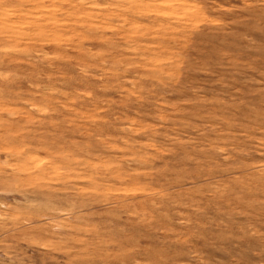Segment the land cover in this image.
<instances>
[{"label": "rangeland", "instance_id": "rangeland-1", "mask_svg": "<svg viewBox=\"0 0 264 264\" xmlns=\"http://www.w3.org/2000/svg\"><path fill=\"white\" fill-rule=\"evenodd\" d=\"M0 264H264V0H0Z\"/></svg>", "mask_w": 264, "mask_h": 264}]
</instances>
